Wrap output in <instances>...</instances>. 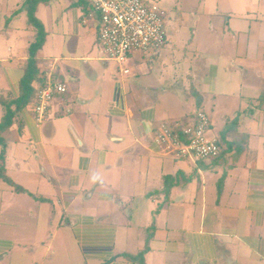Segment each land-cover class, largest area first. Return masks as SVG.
Listing matches in <instances>:
<instances>
[{
	"label": "crops",
	"instance_id": "0c3cea01",
	"mask_svg": "<svg viewBox=\"0 0 264 264\" xmlns=\"http://www.w3.org/2000/svg\"><path fill=\"white\" fill-rule=\"evenodd\" d=\"M31 1L33 88L53 63L66 92L42 124L16 110L36 31L27 0H0V264H264V0H141L165 44L126 74L81 23L88 0ZM198 112L219 156L160 152L157 127Z\"/></svg>",
	"mask_w": 264,
	"mask_h": 264
},
{
	"label": "built area",
	"instance_id": "2783aa9c",
	"mask_svg": "<svg viewBox=\"0 0 264 264\" xmlns=\"http://www.w3.org/2000/svg\"><path fill=\"white\" fill-rule=\"evenodd\" d=\"M88 3V13L81 17V23L88 24L97 18L102 58L114 62L122 73L128 72L123 65L129 56L151 54L165 44V12L158 5L141 0H88ZM54 67L52 63L41 73L29 105L38 125L47 119L54 97L66 92ZM69 111L67 108L66 113ZM209 128V117L198 112L192 124H160L153 141L160 152L177 159L212 160L219 156L220 148L215 139L207 137Z\"/></svg>",
	"mask_w": 264,
	"mask_h": 264
},
{
	"label": "trees",
	"instance_id": "16d2710c",
	"mask_svg": "<svg viewBox=\"0 0 264 264\" xmlns=\"http://www.w3.org/2000/svg\"><path fill=\"white\" fill-rule=\"evenodd\" d=\"M35 3V2H34ZM34 3L31 0H27L25 4V9L27 11L29 24L35 29L36 37L34 42L30 45L28 53L29 57L26 64V69L23 78L20 82V96L13 102L16 110L21 109L27 106L33 100L35 94V88H33V81L37 75V67H36V53L41 49L44 41H45V32L41 23L34 17L33 9ZM38 78V76H37ZM4 108V116L0 123V132L4 131L8 127H10L12 122L13 111L11 110L12 104L11 102L0 101ZM0 145L4 149V142L0 137ZM3 161L2 153L0 155V178L5 179L3 176V166L1 162ZM140 264L142 262V255H138L135 257Z\"/></svg>",
	"mask_w": 264,
	"mask_h": 264
}]
</instances>
